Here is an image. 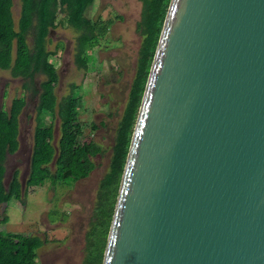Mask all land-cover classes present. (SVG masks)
I'll return each mask as SVG.
<instances>
[{"label": "water", "instance_id": "1", "mask_svg": "<svg viewBox=\"0 0 264 264\" xmlns=\"http://www.w3.org/2000/svg\"><path fill=\"white\" fill-rule=\"evenodd\" d=\"M102 264H264V0H171Z\"/></svg>", "mask_w": 264, "mask_h": 264}, {"label": "trees", "instance_id": "2", "mask_svg": "<svg viewBox=\"0 0 264 264\" xmlns=\"http://www.w3.org/2000/svg\"><path fill=\"white\" fill-rule=\"evenodd\" d=\"M94 1L21 0L17 27L12 11L14 0H0V70H10L14 76L22 75L32 83L37 72L47 75L42 82L44 90L39 98L38 111L40 114L45 111L54 117L58 106L62 119V133L56 144L52 125L44 124L39 114L27 188L46 179L54 184L64 183L67 179L73 183L87 177L97 167L93 158L103 151L94 138L86 142L81 140L84 122L79 117L80 107L75 104L79 95L71 93L58 100L54 90L58 75L46 51L49 29L60 23L78 32V62L86 65L92 60L95 42L108 33L113 22V19L93 21L88 16ZM170 1L142 0L141 17L136 27L142 38L136 77L116 128L109 167L99 182L86 236L84 264L103 262L138 111ZM29 36L34 37L33 42H30ZM24 105V97L14 99L9 109L0 105V204L8 202L12 196H22L18 170L14 171L12 180L6 186L5 162L8 154L15 153L20 146L19 114ZM92 127L96 129L97 125L92 123ZM44 243L39 235L0 233V264H36L35 257Z\"/></svg>", "mask_w": 264, "mask_h": 264}, {"label": "rangeland", "instance_id": "3", "mask_svg": "<svg viewBox=\"0 0 264 264\" xmlns=\"http://www.w3.org/2000/svg\"><path fill=\"white\" fill-rule=\"evenodd\" d=\"M142 7V0L94 2L88 16L93 21L113 18L115 23L95 42L94 57L87 66L81 67L77 62L75 43L78 32L74 28L58 23L51 35L52 49L60 40L65 41L61 42L62 49L53 57L59 74L54 88L58 100L71 93L79 95L75 104L80 107L79 117L84 122L81 140L86 142L94 138L104 149L93 158L97 167L76 182L67 179L64 183L53 184L46 179L27 188L38 119L41 117L44 124L52 125L56 144L62 133V119L58 106L54 117L45 111L39 116L35 108L38 98L34 86H25L24 80L10 70H0V105L9 109L16 98L24 97L27 101L19 114L20 147L15 153L8 154L5 162L6 186L14 171L19 170V179L25 182L27 191L20 198L12 196L11 200L0 204V233L41 236L45 243L38 250L36 264H84L86 236L98 184L109 167L114 127L122 116L135 76L142 40L136 24ZM12 11L18 27L20 0H14ZM45 78L40 75L38 80ZM92 123L98 127L93 129Z\"/></svg>", "mask_w": 264, "mask_h": 264}, {"label": "flooded vegetation", "instance_id": "4", "mask_svg": "<svg viewBox=\"0 0 264 264\" xmlns=\"http://www.w3.org/2000/svg\"><path fill=\"white\" fill-rule=\"evenodd\" d=\"M96 1V0H95ZM94 1V2H95ZM20 2H21V0H20ZM21 9H22V3H21ZM20 15H21V13H20ZM109 19H113V18H109ZM107 20V19H106ZM105 21V20H104ZM115 23V19H113V22L109 25V29H110V27H111V25H113ZM56 27V26H55ZM55 27H51L50 29H49V32H48V35H47V44H46V51L49 53V61L53 64V66H54V68L56 69V71H57V75H58V80H59V74H58V68L55 66V63L53 62V57L55 56V55H57V52H59L61 49H62V44H61V42H65V41H59L58 43H57V47L55 48V49H52L51 47H50V40H51V35H52V33L54 32V29H55ZM136 27H137V24H136ZM29 40H30V42H33V40H34V37L33 36H29ZM99 41V39L97 40V42ZM75 49H76V59H77V62H78V58H77V52H78V50H77V42L75 43ZM94 49H95V47H94ZM94 53V50L92 51V54ZM94 57V56H93ZM92 57V58H93ZM137 62H138V58H137ZM83 63V62H82ZM82 63H79L78 62V64L79 65H81V67H83V66H87L89 63H86V65H84V64H82ZM136 72H137V67H136V70H135V76H134V78H133V81L135 80V77H136ZM40 75H44L46 78L48 77L47 75H45V74H43V73H41V72H37L36 73V75H35V77H34V79H33V83H32V81H30V79L29 78H25L24 76H22V75H18V76H16V77H18V78H22L23 80H24V84H25V86H27V87H32V86H34V88L36 89L37 88V90L35 91V89H34V91H35V96H37V98H38V102L36 103V107L35 108H37L38 109V106H39V98H40V96H41V94L43 93V88H42V82H43V80L42 81H39L38 80V77L40 76ZM45 78V79H46ZM58 80H57V82H58ZM133 81H132V83H133ZM26 104H27V101L25 100V105L23 106V108H22V110H21V112L20 113H22V111L24 110V108H25V106H26ZM40 114V112L38 111V115ZM38 119V118H37ZM20 121V120H19ZM119 122V121H118ZM97 125V124H96ZM117 126H118V123L115 125V127H114V130H115V132H116V128H117ZM98 127V126H97ZM20 135V134H19ZM114 138H115V135H114ZM113 143H114V139H113V142H112V144H111V146L113 145ZM101 145V144H100ZM102 146V145H101ZM110 146V150H111V152H112V147ZM20 147V146H19ZM102 148H103V146H102ZM103 151H104V149H103ZM102 151V152H103ZM33 152V151H32ZM101 152V153H102ZM100 154V153H99ZM98 155V154H97ZM96 155V156H97ZM31 156H32V154H31ZM110 157H111V155H110ZM31 160V159H30ZM30 163H31V161L29 162V166H30ZM52 167H54V165H52ZM17 171V170H16ZM19 171V170H18ZM30 173V172H29ZM13 177V176H12ZM28 179V178H27ZM27 179H26V183H27ZM20 180V179H19ZM79 180V179H78ZM101 180V179H100ZM21 181V180H20ZM51 181V180H50ZM76 182V181H75ZM100 182V181H99ZM21 183H22V181H21ZM24 185H25V182H23L22 183V195L23 194H25L26 193V190H27V188L26 189H24ZM72 185H74V184H72ZM98 186H99V184H98ZM97 190H98V188H97ZM96 194H97V192H96ZM94 205H95V202H94V204H93V208H94ZM92 213H93V209H92ZM89 226H90V222H89ZM84 249H86V245H85V248ZM85 252H86V250H85ZM38 255V254H37Z\"/></svg>", "mask_w": 264, "mask_h": 264}]
</instances>
